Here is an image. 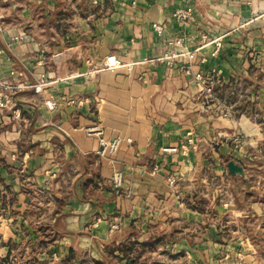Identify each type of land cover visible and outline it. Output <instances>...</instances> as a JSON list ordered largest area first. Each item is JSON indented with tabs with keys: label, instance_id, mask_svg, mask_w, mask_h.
<instances>
[{
	"label": "crops",
	"instance_id": "crops-1",
	"mask_svg": "<svg viewBox=\"0 0 264 264\" xmlns=\"http://www.w3.org/2000/svg\"><path fill=\"white\" fill-rule=\"evenodd\" d=\"M46 1L42 18L48 24L40 29L26 0H0V76L26 85L15 95L22 110L20 119L11 118L10 110L4 111L3 121L0 118V182L12 190V204L20 210L27 199H33L22 192V186H51L62 196L63 188L69 189L72 199L82 200L90 192L98 196V182L109 184L113 173L121 171L127 195L120 201L115 198L114 205L104 200L99 209L107 204L109 212L126 209L135 218L148 204L162 207L171 201L176 190L168 177L184 178L193 165L207 164V158L216 165L235 154L223 142L227 133L237 131L253 144H261V127L243 107L234 118L215 116L218 97L207 98L192 74L182 71L183 60L168 66L151 59L166 49L167 38L181 36L187 48L197 49L191 70L217 78L213 95L222 86L238 85L243 89L242 101L253 102L255 95L248 96L247 86L259 84V70L264 72V0H194L195 21L191 23L171 16L175 8L184 6L183 0H136L135 5L129 0H98L94 12L72 13V19H62L67 27L60 35L51 20L56 0ZM154 22L163 25L161 34L153 29ZM14 35L25 38L14 41ZM219 37L222 47L212 56ZM108 54H115L123 65L114 71L103 67ZM12 69L15 76L9 75ZM41 76L44 84L38 92L34 85ZM63 96L83 103L60 104ZM220 96L224 102L221 92ZM49 100L58 102L53 110L44 104ZM94 123L101 125L106 138H121L114 154L97 155L96 137L84 130ZM216 129L226 137L216 143L206 141ZM189 138L194 147L187 143ZM185 144V154L162 151L165 146ZM205 149L210 154L204 159ZM70 173L75 178L69 185L63 177L69 178ZM102 192L113 195L111 187ZM87 198L85 207L91 200ZM187 211L189 216L198 214ZM10 244H6L7 251ZM70 248L57 250L56 258L67 256Z\"/></svg>",
	"mask_w": 264,
	"mask_h": 264
},
{
	"label": "rangeland",
	"instance_id": "rangeland-1",
	"mask_svg": "<svg viewBox=\"0 0 264 264\" xmlns=\"http://www.w3.org/2000/svg\"><path fill=\"white\" fill-rule=\"evenodd\" d=\"M35 1L39 3L26 0L32 5L37 26L42 29L48 24L42 18L43 2L47 1ZM96 5L93 0H56L51 20L59 35L66 32L67 17L72 19L78 12L92 13ZM259 74L260 83H255L259 87L247 86L248 96L252 92L255 95L253 102L242 101L244 93L238 85L231 89L222 86L207 98L218 97L216 117L228 118L224 112L229 110L234 118L243 107L261 127V144H253L249 137L237 131L227 133L223 142L235 154L215 165L210 164L207 158L210 153L205 149L202 157L207 158V164L193 165L187 176L175 180V195L162 207L148 204L146 211L135 218L129 217L126 209L116 212L113 208L109 212L107 204L112 205L115 198L120 201L127 195L122 185L114 187L111 180L109 184L98 182L100 194L93 196L90 192L87 195L91 198L90 204L86 207L84 202L88 198L72 199L69 189L63 188L65 196H62L54 193L51 186L25 185L22 192L33 199H27L20 210L12 204V190L8 191V185L0 182V264H5L6 244L10 243L12 251L8 261L11 264H23L35 254L40 260L52 259V264H264L263 70ZM220 92L224 102L220 100ZM232 135L238 136V140L231 139ZM222 136L226 137V133L216 129L214 136L206 141L216 143ZM237 167L244 172L240 174ZM74 173L69 178L65 175L63 180L70 185ZM110 187L113 195H103L102 191ZM104 200L110 202L101 210ZM186 211L198 214L189 216ZM149 240L155 243L149 245ZM69 246L73 247V256L62 263L56 258V252Z\"/></svg>",
	"mask_w": 264,
	"mask_h": 264
},
{
	"label": "built area",
	"instance_id": "built-area-1",
	"mask_svg": "<svg viewBox=\"0 0 264 264\" xmlns=\"http://www.w3.org/2000/svg\"><path fill=\"white\" fill-rule=\"evenodd\" d=\"M127 1V0H122ZM194 0H183L185 3L182 7H177L173 10L171 16L174 20L178 22H194L195 21V14H194ZM94 3H97L98 0H93ZM129 2L132 5H135L136 0H129ZM153 29L158 33L161 34L163 31V25L159 22L153 23ZM25 35H14L13 39L14 41H22L24 40ZM215 47L214 50L211 52V55L214 56L218 53L220 48L222 47V41L221 38H217L214 41ZM1 52V51H0ZM196 54L197 49H189L184 45L183 38L181 36H172L167 38L166 40V49L158 56L151 60H157L165 62L168 66H173L175 63L179 62L180 60L184 61V64L182 65V71L186 74H192L195 82L201 86V89L206 92L209 96L214 92L215 84L217 83V78H215L212 74H206L200 70L193 72L192 66L195 64L196 61ZM205 58L201 57L200 62H204ZM123 64L122 62L117 58L115 54H108L103 62L102 66L107 68L110 71H114L115 69L121 67ZM128 71H131L132 66L128 65L126 66ZM10 76H15L16 71L10 70L9 72ZM43 77L41 76L40 81L34 85V89L36 91H40L43 82ZM26 87L25 84H23L21 81L18 80H9L6 77L0 76V115L1 120L3 121L2 116L4 114L5 110L11 111V118L13 119H20L21 117V107L18 106L15 100V95L23 90ZM83 103V100L75 98V97H65L63 96L61 98L60 104L66 105V106H79ZM44 104L47 109L53 110L57 107L58 102L54 100L44 101ZM224 116H228V118L231 117V112L227 110L224 112ZM85 132L88 135H93L96 137L98 141V149L96 151L97 155L99 157H107L112 154H114L120 147V144L122 142L121 138L119 137H113V138H106L104 136L103 128L99 123H94L92 125H89L84 128ZM231 139L234 141L238 140V136L232 135ZM130 142V139L127 140ZM188 144L193 145V141L191 138L188 139ZM187 146L182 145L180 147L178 146H165L162 147L163 152H187ZM2 151V147L0 144V152ZM12 158H15L12 156ZM157 166L154 167V170H157ZM113 185L114 187H121L123 182V176L121 171H115L112 175ZM169 185H174L175 179L173 177H168L167 179Z\"/></svg>",
	"mask_w": 264,
	"mask_h": 264
},
{
	"label": "trees",
	"instance_id": "trees-1",
	"mask_svg": "<svg viewBox=\"0 0 264 264\" xmlns=\"http://www.w3.org/2000/svg\"><path fill=\"white\" fill-rule=\"evenodd\" d=\"M6 189L9 191V188L6 187ZM155 242H152V240H149L148 244L149 245H153ZM74 253V250L72 248L69 249L67 256L63 257L60 261L62 263H65L66 261H68L70 258H72ZM11 255V246H9V249L7 251L6 256L4 257L3 261L5 262V264H11L8 259ZM23 264H46L43 261H39L35 256H32L30 258H28Z\"/></svg>",
	"mask_w": 264,
	"mask_h": 264
},
{
	"label": "water",
	"instance_id": "water-1",
	"mask_svg": "<svg viewBox=\"0 0 264 264\" xmlns=\"http://www.w3.org/2000/svg\"><path fill=\"white\" fill-rule=\"evenodd\" d=\"M228 165H230V163ZM237 168H238V171L240 174H242L244 172L243 168H241V167H237Z\"/></svg>",
	"mask_w": 264,
	"mask_h": 264
}]
</instances>
